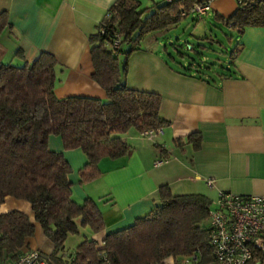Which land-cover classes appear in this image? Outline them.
I'll return each mask as SVG.
<instances>
[{"label": "trees", "instance_id": "trees-1", "mask_svg": "<svg viewBox=\"0 0 264 264\" xmlns=\"http://www.w3.org/2000/svg\"><path fill=\"white\" fill-rule=\"evenodd\" d=\"M198 1L202 0H154L149 5L114 0L110 4L88 36L90 76L104 90L103 98L57 97L53 92L56 60L47 51L21 64L0 62V202L10 195L29 203L33 219L53 244L50 256L57 262L101 264V255L111 264H154L168 255L180 264L212 262L210 198L201 192L173 194L166 184L158 186V200L147 213L106 232L99 246L83 236L67 261L62 256L66 237L83 227L96 232L104 222L94 200L73 199L70 166L60 151L47 146L48 135L54 134L64 148L79 147L84 152L86 159L77 169L82 183L100 174V158H115L130 150L123 137L128 129H161L167 120L159 111L160 94L125 84L127 56L140 48L144 35L177 23L182 17L179 10ZM217 18L238 34L248 25L264 27V0H241L227 17ZM5 25V13L0 11V32ZM238 48L235 43L230 66L220 70L200 71V65L191 62L177 65L183 73L208 80L227 78L234 73ZM186 139L196 146L199 135L189 133ZM33 230L24 212H0V254L10 260L16 257ZM192 253L197 259L185 262Z\"/></svg>", "mask_w": 264, "mask_h": 264}, {"label": "crops", "instance_id": "crops-1", "mask_svg": "<svg viewBox=\"0 0 264 264\" xmlns=\"http://www.w3.org/2000/svg\"><path fill=\"white\" fill-rule=\"evenodd\" d=\"M113 1L0 0V11L6 17L0 32V62L21 64L47 51L56 60L53 92L57 97L103 98L104 90L90 76L88 36ZM139 1L149 5L154 0ZM204 1L208 3L204 14L218 22L217 16L227 17L237 5L236 0ZM142 39L146 42L127 56L125 84L160 94L159 111L167 120L160 132L148 139L128 129L123 137L130 150L115 158H100V174L82 183L77 169L86 159L84 152L79 147L64 148L58 135L47 137L48 148L60 151L70 166L73 199L94 200L104 222L96 232L83 227L69 234L63 249L67 253L76 251L83 236L99 246L106 232L147 213L158 200L161 184L173 194L264 193V27L243 28L237 37L233 75L214 80L181 72L180 66L166 60L159 40L149 33ZM195 132L199 135L196 146L186 139ZM158 157L165 160L154 166ZM11 209L24 212L34 225L23 249H38L51 264H67L51 258L53 244L33 219L26 200L6 195L0 212ZM9 262L10 258L0 254V264ZM154 264L180 263L168 255Z\"/></svg>", "mask_w": 264, "mask_h": 264}, {"label": "built area", "instance_id": "built-area-1", "mask_svg": "<svg viewBox=\"0 0 264 264\" xmlns=\"http://www.w3.org/2000/svg\"><path fill=\"white\" fill-rule=\"evenodd\" d=\"M170 1V0H167ZM241 0H236L239 3ZM208 9L207 1L194 2L188 9H180L181 16L187 13L198 17ZM117 45V39L113 40ZM159 128L144 129L139 135L152 138ZM165 158L158 157L153 165L161 164ZM207 184L211 180L206 181ZM214 206L208 210V241L212 251L209 264H264V193L239 194L228 190H218ZM73 255V253H71ZM70 253L62 252L67 261ZM101 264H111L101 255ZM192 253L185 262L195 261ZM9 264H51L49 257L43 256L36 248H24L10 260Z\"/></svg>", "mask_w": 264, "mask_h": 264}, {"label": "rangeland", "instance_id": "rangeland-1", "mask_svg": "<svg viewBox=\"0 0 264 264\" xmlns=\"http://www.w3.org/2000/svg\"><path fill=\"white\" fill-rule=\"evenodd\" d=\"M149 35L161 42L167 61L172 64L175 61L176 65L191 62L200 65V71L210 68L220 70L230 66V54L233 45L238 44L239 36L235 27L214 21L204 13L199 17L187 13L177 23L152 31ZM144 42L146 40H140V44L143 45ZM208 196L210 206L213 207L216 195L213 193Z\"/></svg>", "mask_w": 264, "mask_h": 264}, {"label": "bare ground", "instance_id": "bare-ground-1", "mask_svg": "<svg viewBox=\"0 0 264 264\" xmlns=\"http://www.w3.org/2000/svg\"><path fill=\"white\" fill-rule=\"evenodd\" d=\"M158 132H160V129H159V131Z\"/></svg>", "mask_w": 264, "mask_h": 264}]
</instances>
